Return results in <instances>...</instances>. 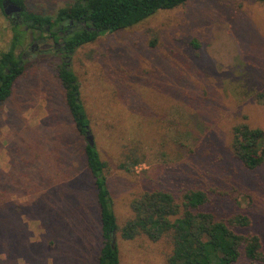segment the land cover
<instances>
[{
	"label": "rangeland",
	"instance_id": "rangeland-1",
	"mask_svg": "<svg viewBox=\"0 0 264 264\" xmlns=\"http://www.w3.org/2000/svg\"><path fill=\"white\" fill-rule=\"evenodd\" d=\"M72 1L24 0L43 16ZM12 23L0 10V53ZM26 41L16 52L22 61L11 95L0 105V264H97L95 189L57 75L65 57L47 33ZM67 60L106 163L119 226L143 191L179 197L200 189L209 199L204 208L217 216L248 215L243 231L264 247V163L247 169L229 149L235 123L264 129V100L255 98L264 92L261 0H188L104 33ZM115 243L120 264H166L172 249L168 238L144 235L117 234Z\"/></svg>",
	"mask_w": 264,
	"mask_h": 264
},
{
	"label": "trees",
	"instance_id": "trees-1",
	"mask_svg": "<svg viewBox=\"0 0 264 264\" xmlns=\"http://www.w3.org/2000/svg\"><path fill=\"white\" fill-rule=\"evenodd\" d=\"M3 1L0 0L2 12ZM11 1L23 8L24 27L12 23L9 45L0 53V105L10 97L18 77L22 61V53H16L18 48L27 43L26 39L47 33L58 44L56 55L65 57L57 67V75L71 120L84 141V159L95 189L102 238L97 264H120L117 234L123 240L140 235L152 242L168 238L172 249L166 264H236L241 258L251 263L263 262L260 237L243 231L251 224L248 215L238 211L226 217L217 216L204 208L209 199L200 189L187 190L179 197L158 188L143 191L131 199L132 216L119 226L108 188L106 163L96 146L86 140L90 121L79 97V82L67 59L80 46L104 33L134 26L159 10L173 9L188 0H73L54 16L28 11L24 0ZM255 98L264 100V92L257 93ZM229 149L243 167L255 169L264 163V129L245 121L235 123ZM120 167L128 170L124 164Z\"/></svg>",
	"mask_w": 264,
	"mask_h": 264
},
{
	"label": "water",
	"instance_id": "water-1",
	"mask_svg": "<svg viewBox=\"0 0 264 264\" xmlns=\"http://www.w3.org/2000/svg\"><path fill=\"white\" fill-rule=\"evenodd\" d=\"M2 9L5 15L9 16L12 13H15L16 16H20V13L23 11V8L15 3H13L11 0H5L2 2ZM86 140L90 145L94 144L93 135L90 132V129L86 131Z\"/></svg>",
	"mask_w": 264,
	"mask_h": 264
},
{
	"label": "flooded vegetation",
	"instance_id": "flooded-vegetation-1",
	"mask_svg": "<svg viewBox=\"0 0 264 264\" xmlns=\"http://www.w3.org/2000/svg\"><path fill=\"white\" fill-rule=\"evenodd\" d=\"M22 13V12H21ZM21 13H20V16H16V14L15 13H12L11 15H9V18L13 21V22H16V23H22L23 21H24V19H23V16L21 15ZM51 41H52V44H53V46H54V48H55V50L58 48V44H57V42L52 38V37H50L49 38ZM45 45V44H44ZM37 47H38V45L37 44H31V49L32 50H36L37 49Z\"/></svg>",
	"mask_w": 264,
	"mask_h": 264
}]
</instances>
